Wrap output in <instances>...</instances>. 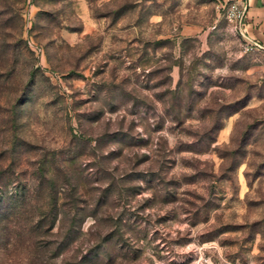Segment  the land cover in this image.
<instances>
[{
	"label": "rangeland",
	"instance_id": "obj_1",
	"mask_svg": "<svg viewBox=\"0 0 264 264\" xmlns=\"http://www.w3.org/2000/svg\"><path fill=\"white\" fill-rule=\"evenodd\" d=\"M217 5L0 0V264H264V0Z\"/></svg>",
	"mask_w": 264,
	"mask_h": 264
},
{
	"label": "built area",
	"instance_id": "obj_2",
	"mask_svg": "<svg viewBox=\"0 0 264 264\" xmlns=\"http://www.w3.org/2000/svg\"><path fill=\"white\" fill-rule=\"evenodd\" d=\"M247 0H218V8L222 10L224 16L244 35L243 24L248 14ZM263 45L251 38L246 44V50L254 51Z\"/></svg>",
	"mask_w": 264,
	"mask_h": 264
},
{
	"label": "crops",
	"instance_id": "obj_3",
	"mask_svg": "<svg viewBox=\"0 0 264 264\" xmlns=\"http://www.w3.org/2000/svg\"><path fill=\"white\" fill-rule=\"evenodd\" d=\"M249 4H250L249 6H251V0H249ZM250 13H251V7L249 8V13L248 14H250Z\"/></svg>",
	"mask_w": 264,
	"mask_h": 264
}]
</instances>
